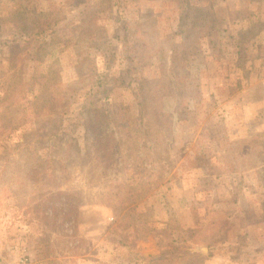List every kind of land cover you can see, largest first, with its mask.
Here are the masks:
<instances>
[{
    "label": "rangeland",
    "instance_id": "1",
    "mask_svg": "<svg viewBox=\"0 0 264 264\" xmlns=\"http://www.w3.org/2000/svg\"><path fill=\"white\" fill-rule=\"evenodd\" d=\"M0 263L264 264V0H0Z\"/></svg>",
    "mask_w": 264,
    "mask_h": 264
},
{
    "label": "trees",
    "instance_id": "2",
    "mask_svg": "<svg viewBox=\"0 0 264 264\" xmlns=\"http://www.w3.org/2000/svg\"><path fill=\"white\" fill-rule=\"evenodd\" d=\"M184 2H186V0H184ZM180 21H182V17H181V19H180ZM181 23V22H180ZM53 26H55V25H57V22H54L53 24H52ZM25 29V30H24ZM23 32H22V36L23 35H25V37H30V36H33L34 35V33H33V29H31V30H26V28H22L21 29ZM25 31V32H24ZM38 33H43V34H46V33H49V34H51V33H54L52 30H50V27L48 28V24H46V28L44 27V29L43 30H40V32H38ZM182 33V32H181ZM239 39V38H238ZM52 40V39H51ZM239 42H240V40H239ZM245 41H242V43H241V45H245ZM237 46H238V44H237ZM238 55V54H237ZM239 60H240V57L239 58H237V62H239ZM191 254H193V253H191Z\"/></svg>",
    "mask_w": 264,
    "mask_h": 264
},
{
    "label": "crops",
    "instance_id": "3",
    "mask_svg": "<svg viewBox=\"0 0 264 264\" xmlns=\"http://www.w3.org/2000/svg\"><path fill=\"white\" fill-rule=\"evenodd\" d=\"M223 245L225 246V245H228V244H227V242L224 241V242H223ZM224 264H225V263H224Z\"/></svg>",
    "mask_w": 264,
    "mask_h": 264
},
{
    "label": "water",
    "instance_id": "4",
    "mask_svg": "<svg viewBox=\"0 0 264 264\" xmlns=\"http://www.w3.org/2000/svg\"><path fill=\"white\" fill-rule=\"evenodd\" d=\"M202 252H204L203 250H201Z\"/></svg>",
    "mask_w": 264,
    "mask_h": 264
},
{
    "label": "built area",
    "instance_id": "5",
    "mask_svg": "<svg viewBox=\"0 0 264 264\" xmlns=\"http://www.w3.org/2000/svg\"><path fill=\"white\" fill-rule=\"evenodd\" d=\"M0 264H2V263H0Z\"/></svg>",
    "mask_w": 264,
    "mask_h": 264
}]
</instances>
